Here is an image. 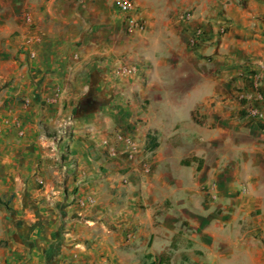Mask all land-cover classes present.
I'll list each match as a JSON object with an SVG mask.
<instances>
[{
    "label": "crops",
    "instance_id": "0c3cea01",
    "mask_svg": "<svg viewBox=\"0 0 264 264\" xmlns=\"http://www.w3.org/2000/svg\"><path fill=\"white\" fill-rule=\"evenodd\" d=\"M118 1L0 0V264H264V0Z\"/></svg>",
    "mask_w": 264,
    "mask_h": 264
},
{
    "label": "built area",
    "instance_id": "2783aa9c",
    "mask_svg": "<svg viewBox=\"0 0 264 264\" xmlns=\"http://www.w3.org/2000/svg\"><path fill=\"white\" fill-rule=\"evenodd\" d=\"M120 8L126 14H128V31L131 32L136 28H142V22L139 18L133 16V5L131 4L130 0H120ZM192 13L186 12L184 17L189 20L192 17ZM138 72V67L135 64H122L114 69L113 74L115 76H122V75H135ZM2 131L0 127V132Z\"/></svg>",
    "mask_w": 264,
    "mask_h": 264
},
{
    "label": "rangeland",
    "instance_id": "374dc122",
    "mask_svg": "<svg viewBox=\"0 0 264 264\" xmlns=\"http://www.w3.org/2000/svg\"><path fill=\"white\" fill-rule=\"evenodd\" d=\"M131 4L133 5V2L132 0H130ZM118 4H120V0L117 2ZM192 18V17H191ZM260 60H262V65H264V58H260ZM249 64V63H248ZM251 66L252 65H255L254 62H250ZM247 82V84H249L251 87H252V97L253 99L256 98V100H263L264 99V88H263V79L261 77V75H252L250 76V78H248L247 80H245ZM237 93H242L243 91L242 90H239V89H236ZM248 112L250 114H253V115H257L259 113H262L260 110H258L257 108H254L252 106H249L248 107Z\"/></svg>",
    "mask_w": 264,
    "mask_h": 264
},
{
    "label": "trees",
    "instance_id": "16d2710c",
    "mask_svg": "<svg viewBox=\"0 0 264 264\" xmlns=\"http://www.w3.org/2000/svg\"><path fill=\"white\" fill-rule=\"evenodd\" d=\"M148 137L150 139L148 147L150 149H155L158 146V143L154 140L155 139L154 136L150 135ZM63 159L71 164H74L75 162L73 159L69 158L68 156L64 157ZM144 262L145 264H171L170 260L168 258H165V256L157 255L154 257L152 254H147L145 256Z\"/></svg>",
    "mask_w": 264,
    "mask_h": 264
}]
</instances>
